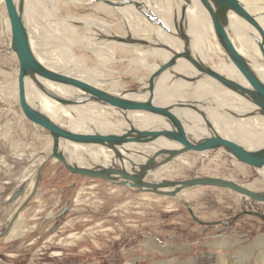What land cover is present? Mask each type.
<instances>
[{"label":"rangeland","instance_id":"1","mask_svg":"<svg viewBox=\"0 0 264 264\" xmlns=\"http://www.w3.org/2000/svg\"><path fill=\"white\" fill-rule=\"evenodd\" d=\"M150 1L147 0L153 7L165 3V0ZM132 7L146 19L140 7ZM120 10L100 0H59L56 17L59 13L75 14L102 21L108 26V32L119 35L120 38H112V41L127 43L124 39L122 41L127 30ZM175 11H178L177 4ZM39 15V22H42ZM6 20V8L3 0H0V233L6 230L11 218L32 193L35 175L44 160L41 153H50L52 148L49 133L30 123L21 111L17 88L19 62L12 50L11 28L6 34ZM133 22L136 23V20L133 19ZM177 22L178 18L175 19V29ZM186 23L187 19L184 32L189 34ZM178 24H181V18ZM43 25L44 22L39 26L40 36ZM70 26L73 34L87 28V24L82 22H72ZM212 28L210 22L208 29L212 37L207 41L209 46L215 45ZM46 29L44 36L37 41L47 42L44 44L50 49L53 39ZM173 36L183 42L178 35ZM108 44V62L98 60L88 48L77 45V48L66 49L67 58H76L78 63L75 66L83 64L96 69L109 80L100 82L94 77L92 79L111 91L119 92L118 86H123V90L142 86L140 80L147 79L150 74L145 66L133 63V58L138 57L134 49ZM130 44L142 48L138 44ZM154 48L159 47L143 48L146 52L140 58H147L146 64L155 63L152 60ZM218 51L219 56L226 59L224 53L220 49ZM100 63H105V66ZM73 68L71 66L70 69ZM65 69L60 71L64 72ZM102 85L99 88L103 89ZM171 100V104H174L176 99L172 94L164 97L162 103L167 104ZM221 103L227 106L225 101ZM140 114L149 118L144 124L153 122L152 115ZM104 117L112 125L108 129L111 134H121L129 128L120 119L115 125L114 114L106 112ZM60 121L68 124L64 117ZM133 122L137 126L144 125L140 121ZM90 130L93 132V129ZM165 169L168 172L166 177L173 181L214 177L234 181L255 192H264V181L260 175L264 170L258 171L241 164L221 151L189 152ZM22 185L25 186V194L8 201L7 198ZM193 192L189 199L179 200L178 196L164 197L134 191L104 180L70 174L59 162L52 161L41 172L37 194L21 212L20 219L10 231L11 235L9 233V237L0 238V258L21 261L23 264H156L175 254L179 255L181 262L188 256L201 257L206 251V242L225 235H238L250 241L264 235V222L252 215L259 213L264 216V204L221 188L205 187ZM68 203L70 207L66 214L59 220L52 219ZM192 213L197 220L215 225L199 224ZM10 254L14 256L9 257Z\"/></svg>","mask_w":264,"mask_h":264},{"label":"bare ground","instance_id":"2","mask_svg":"<svg viewBox=\"0 0 264 264\" xmlns=\"http://www.w3.org/2000/svg\"><path fill=\"white\" fill-rule=\"evenodd\" d=\"M100 1L104 3L110 2L111 4L107 5L115 9L121 8L120 11L122 16L124 17V25L126 26L127 30V34L124 35V38H122V40L124 39L125 41H127V43L112 41V38L120 37L119 35L108 32V26L102 21L98 22L97 20H91V18H88L86 16L75 14L62 15L61 13H59V16L56 17V7L59 3V0H16L17 3H23L24 22L26 23L27 30L29 31L31 47L33 49V52L35 53V56L43 65L56 71L67 68V70H63L64 74L85 81L98 88V86H101L102 84L98 83L96 80L100 82H106L109 79L104 78L103 75L99 74L96 69L85 67L83 64H78V66H75L77 65L76 63H78V60L74 57H70L71 59H68V53L66 49H74L77 48V46H82L84 48H88V51L92 53L98 60L102 59V61L108 62V51L106 49V47H108L107 45H109L108 43L130 47L133 48L135 53H137L138 55V57L133 58V63L145 66L148 69L150 76L158 69L161 63L167 62L172 57V54L165 50L154 48L153 50L155 54L153 55L152 60L155 63L146 64L147 58H140L144 56V53L146 52L143 48L162 47L163 45H169L175 52H180L184 49L185 44L179 38H175L172 36L177 35L179 32L178 22L181 18L182 7L185 6L184 0H165V3L157 4V7L151 6V4L147 2V0ZM240 1L243 2L246 10L257 19V22L264 29V9L259 7L262 6L264 8V3H261L264 0ZM137 4L138 7H140L141 11H143L144 13L141 14H143L147 20H144V18H142L138 12L133 10L135 8H133L132 6H136ZM176 4L178 7L177 12L175 11ZM51 5L54 6L49 8ZM173 10L175 11V13H173ZM38 14H41L39 15L42 17L41 21L46 25H43L42 29H45V27H47L49 34L51 33L53 41L52 46L48 44L51 47L50 49L45 45L47 42H44V44L41 43L40 40L37 41L38 38L40 39L41 36H44V29L42 31V35L40 36L41 33L39 32V26L42 24V22H39L38 18L40 17H38ZM173 14L175 15V18L173 17ZM147 17L152 19L154 24ZM176 18H178L177 29H175ZM133 19L136 20V23L133 22ZM186 19L189 28L191 52L193 56L198 57L201 62L208 65L223 76L231 80H237L243 85H247L245 80L237 73L234 65L227 57V55L224 54L226 59L219 56L218 50L220 49L221 52L223 51L219 42L216 40L213 28L212 30L215 37V45L210 44L209 46V44H207V41L212 37L211 30L209 35L208 29V24L211 22V18L209 13L200 4L199 0H192L191 5L187 7ZM229 19L231 24V33L229 35L231 41L233 42L237 51L250 63L251 68L253 69L257 77L264 83V65L262 62L263 57L259 50L257 42L253 38V36H256L259 38V40H262L261 36L251 25H249L246 21L237 17L233 13L229 14ZM6 21L7 26H5L7 34V32H10V24L9 20ZM139 21L140 23L138 25L137 22ZM72 22H74V24H77V22L85 23L87 24V28L85 27L83 28L82 32L73 34V29L70 26L72 25ZM156 23H161L163 26L168 28L169 31L165 30V28H163L161 24L157 25ZM49 34L48 36H50ZM130 43L138 44L142 48L131 45ZM112 49L114 50L115 48ZM110 54L113 55V52L111 51ZM101 65L105 66V63ZM71 66H73L74 68L70 69ZM194 74L195 69L191 67V65L186 61H180L172 70L165 72L157 82L154 101L155 104L159 106L173 105L171 104L172 100L167 104L162 103L163 98L169 97L171 94L174 95L176 99L174 100V104L182 101L189 102L191 104L201 102L215 103L221 106L223 109L206 111L205 117L212 123L214 129L222 137L233 140L248 148L249 150L257 151L264 149V117L250 115L255 112V107L244 98H241L240 96L226 90L212 79L203 78L199 80L194 85V87H191L186 80H181L180 78L178 79V77L180 76H183L186 79L192 78ZM150 76L145 80H140L143 86H147V82ZM93 77L96 80H93ZM41 85L50 93V95L41 91L35 84V82L30 81V83L28 84L29 102L35 108L39 109L47 116H49V118H51V120H53L59 126L71 132L77 133L80 130V133L85 134V131L81 130V126L85 125L89 130V134L95 132L107 133L106 131L97 130V128H95L91 124L90 118L100 120L102 122L101 128L104 129L105 125L110 124L108 123L109 121L103 116L92 114L90 112L92 111V109L105 110L111 114H114L115 116L119 115L114 109H106L104 107H100L96 103L87 101H79L83 103L78 105L64 106L59 102H56L52 98L56 97L67 100L70 97H73L72 93L80 94V92L72 88L69 90V88L65 86L64 89H61L60 85H53L52 83L46 81H41ZM102 87H104L102 90L115 94L125 92V90L123 89H120L119 92L111 91L107 89L105 85H102ZM118 87L121 88L122 86ZM178 92L180 93V96L178 95ZM127 97L138 100H145L148 98L147 95L140 96L137 94L128 95ZM221 97L224 99H221ZM221 101H225L227 106L223 105ZM226 109L228 111H226ZM180 114L189 121V125H185L187 131L191 128L195 130L196 127H198V124H205L203 118L199 114L192 112L191 110L181 111ZM233 114L239 117L235 118ZM61 117L66 118L68 124H63L60 121ZM130 118H132V120L143 122V124L149 120L148 117L140 115L130 116ZM158 120L160 121V119L154 117V119L152 120L153 122L138 126L134 124V126L135 128L141 130L157 128L169 129V126L164 124L163 122L157 123ZM114 124L117 125L116 123ZM90 128L93 129V132L90 130ZM124 131H122V133ZM154 144L155 145H151L149 147H140L143 148L142 150H144L145 154V156L141 158L140 161L146 160V157L150 156L157 149V147H176L175 145L166 142L165 140H159ZM132 146L134 147V145ZM98 151H100L103 156H101L100 152L95 153ZM62 152L69 157V161L71 163L80 167H93L96 165L110 166L111 164H113V154L100 147L94 148L69 144ZM124 155L127 158L133 160L135 163H139L136 155L132 154L128 156L125 153ZM117 165H119V162H117ZM125 165L127 166V168H129V164L126 161ZM167 174V169H165L164 167L157 173L150 175L149 180L151 182L172 181L166 177ZM260 175L263 177L264 181V172L260 173ZM30 184L31 183H29V185ZM201 188L205 187H198L189 191H184L183 193L178 195V198L179 200L189 199L194 193L193 191ZM167 190L171 191L173 189ZM11 233L9 234V236L11 235ZM17 234L19 235L20 233L18 232Z\"/></svg>","mask_w":264,"mask_h":264},{"label":"water","instance_id":"3","mask_svg":"<svg viewBox=\"0 0 264 264\" xmlns=\"http://www.w3.org/2000/svg\"><path fill=\"white\" fill-rule=\"evenodd\" d=\"M184 2L185 6L182 7L181 24L180 26L178 24L179 32L177 34L185 44L184 49L180 52H175L169 45L159 47L161 50L170 52L172 57L167 62H163L159 65L158 69L150 76L147 86L142 85L138 88L115 94L43 65L37 59L31 47L29 31L24 22L23 3H17L16 0H3L11 28L12 50L19 62V72L17 75L19 105L23 116L30 123L49 133V136L52 138V148L49 154H45L44 152L41 153V157H43L44 160L36 173L33 191L11 218L6 230L0 233V238L8 236L19 219L21 212L36 196L41 172L52 161L59 162L64 166L67 172L73 175L104 180L134 191L138 190L140 192L164 197H177L184 191H189L198 187H214L232 191L242 197L261 204L264 203V193L254 192L230 180L214 177H197L184 181L172 180L151 182L149 180L150 175L157 173L189 152L206 153L209 151H221L241 164L247 165L258 171L264 170V149L257 151L249 150L233 140L222 137L214 129L212 123L206 119V111L221 110L223 109L221 106L210 102L191 104L185 101L169 106H159L154 102L159 78L165 72L172 70L180 61H186L195 69V74L192 78L188 79L180 76L179 78L181 80H186L191 87H194V85L203 78L212 79L226 90L251 103L255 107V112L250 114L251 116L264 117V83L257 77L250 63L237 51L231 41L229 36L231 33L229 14L233 13L246 21L261 36L262 40H259L256 36H253V38L259 46L264 65L263 27L257 22V19L246 10L245 5L240 0H199L200 4L210 15L215 36L222 51L230 59L237 73L247 83V85H243L237 80H231L223 76L201 62L198 57L193 56L191 52V39L189 34L184 32L187 7L191 5L192 0H184ZM105 3L111 4L110 2ZM136 6H138V4ZM150 20L152 21V19ZM160 24L161 23H158V25ZM186 25L188 24L186 23ZM161 26L163 25L161 24ZM163 28L169 31L165 26H163ZM30 81L35 82L39 89L48 95H50V93L42 87L41 81L70 87L79 91L80 94L74 95L67 100L56 97L52 99L64 106L83 103L79 101H87L96 103L100 107L106 109H114L119 115H117L113 121L117 123L116 121L119 119L124 120L129 128L122 134L99 132L84 134L66 130L51 120L45 113L31 105L28 91V84ZM134 94L140 96L147 95L148 98L145 100H138L127 97L128 95ZM184 110H191L199 114L205 121V124H198L195 130L191 128L187 131L185 125H189V121L180 114V112ZM226 111L228 110L226 109ZM135 112L147 113L157 117L160 119L157 123L163 122L169 126V129H137L134 126L132 118H130V114ZM233 116L235 118L239 117L234 114ZM159 140H165L176 147H157L150 156L146 157V160L140 161V159L145 156L144 150H142L143 148L140 147L155 145L154 143ZM69 144L103 148L113 154V164L110 166L96 165L93 167H80L74 165L69 161V157L62 152ZM132 145L136 148L129 150L127 146ZM124 153L128 156L132 154L136 155L139 163H135L133 160L127 158ZM125 161L129 164V168L125 165ZM117 162H119V165H117ZM167 189L173 190L169 191ZM25 192V186L22 185L19 190L14 191L7 200L14 201L21 195H24ZM69 207L70 204H66L61 212L52 219H57L65 215ZM252 215L264 222L263 215L259 213H252ZM192 217L201 225H215L213 223H203L197 220L193 213Z\"/></svg>","mask_w":264,"mask_h":264},{"label":"crops","instance_id":"4","mask_svg":"<svg viewBox=\"0 0 264 264\" xmlns=\"http://www.w3.org/2000/svg\"><path fill=\"white\" fill-rule=\"evenodd\" d=\"M60 88L64 89V86H61ZM68 88L69 90L71 89L70 87ZM122 88L123 86L120 89ZM72 94L73 96L77 95V93H72ZM90 112L92 114L101 115L104 117L107 111L100 109H92V111ZM139 115H141L139 112L130 114V116H139ZM90 122L95 128H97V130L106 131L107 133L111 134L110 130H108L112 127L111 124L105 125V129H104L101 128L102 122L100 120L90 118ZM81 130L85 131V134H89V130L85 125L81 126ZM80 132L81 131L79 130L77 133ZM99 152L100 151L95 153H99ZM100 154L101 156H103L101 152ZM14 239H16V237H14ZM204 246L206 251L200 255L201 257L197 258L195 256H188L185 260L186 262L185 261L179 262L180 261L179 255L174 254L172 255V257L169 256L168 259H163L161 261L156 262V264H264V235L261 236L259 235L252 241H250V239H243L241 236L238 235H232V236L225 235L220 239H214L206 242ZM11 256H14V254L9 255V257ZM17 257H20V255H18ZM23 263L24 262L17 260L13 261V260H5L0 258V264H23Z\"/></svg>","mask_w":264,"mask_h":264},{"label":"flooded vegetation","instance_id":"5","mask_svg":"<svg viewBox=\"0 0 264 264\" xmlns=\"http://www.w3.org/2000/svg\"><path fill=\"white\" fill-rule=\"evenodd\" d=\"M63 216H64V215H63ZM63 216H61V217H63ZM61 217L57 218L56 220H59Z\"/></svg>","mask_w":264,"mask_h":264}]
</instances>
